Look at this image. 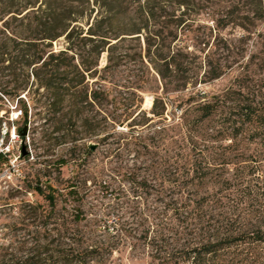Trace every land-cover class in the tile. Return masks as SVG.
<instances>
[{"label":"trees","instance_id":"1","mask_svg":"<svg viewBox=\"0 0 264 264\" xmlns=\"http://www.w3.org/2000/svg\"><path fill=\"white\" fill-rule=\"evenodd\" d=\"M205 9L212 24L198 25ZM263 25L264 0H0V89L10 94L11 84L19 120L25 125L42 99L57 122L67 104L79 113L90 104L91 76L94 109L107 124H125L143 158L124 175L117 216L97 220L94 245L75 232L78 216L54 215L59 189L36 185L50 208L44 229L36 226V248L11 264L101 263L123 248L141 264H264ZM229 26L243 42L256 35L261 49L247 62L244 49L219 45ZM235 65L221 93L198 89ZM32 86L45 94L31 96ZM123 90L138 103L121 98ZM148 92L153 102L143 110Z\"/></svg>","mask_w":264,"mask_h":264},{"label":"rangeland","instance_id":"2","mask_svg":"<svg viewBox=\"0 0 264 264\" xmlns=\"http://www.w3.org/2000/svg\"><path fill=\"white\" fill-rule=\"evenodd\" d=\"M98 9L97 6L94 15ZM209 13V9L199 12L196 18L198 25L212 24ZM263 27L264 25L260 29H264ZM242 37L243 31L240 28L229 26L222 30L221 38L224 40L220 41L219 45L225 48L224 43L228 41L235 48V53L244 49L243 54L247 62L251 54L260 51L261 46L256 42V35L246 42H243ZM62 43V40L53 43V48L62 47ZM227 53L223 52L220 59L223 60ZM235 53L231 54L233 56L229 61H236ZM105 62L106 55L103 54L99 67H103ZM4 64L7 65L8 62ZM236 66L221 78L199 85L198 89L210 95L221 93L232 85L238 75L239 68ZM125 79V74H118L115 80L124 83ZM85 82L90 104H86L79 113L70 109L68 104L65 105L61 114L62 122L54 119L47 104L42 105V99L35 110L29 109L24 125L22 119L14 118V114H18L19 110H14L16 98L9 89L11 84L6 88L10 94H4L0 89V139L5 131L4 126L10 130L14 126L16 136L17 127L26 126L25 136L29 138L35 158V161L21 160V172L18 175L15 174L10 179L0 177V264H11L20 257L22 251L36 248L34 229L36 226L40 230L44 229L43 215L50 209L47 202L33 191L36 185L44 189L45 184L51 183L59 189L60 196L54 215L71 218L78 216L80 222L74 224L77 227H74L75 232L82 233L85 240H89L93 245L97 220L106 214L113 219L118 214L123 199L118 189L122 187V190H128L124 175L143 158H137L128 144L125 124H107L94 109V102L90 101V93L94 91V77L87 76ZM150 86L156 89L157 83L153 82ZM112 90L113 96H118V90L114 87ZM36 92L45 94L43 89L37 91L35 86H32L31 96ZM120 93L121 98L129 99L128 102L131 101L134 105L139 101L137 96L129 95L128 91L123 90ZM22 96L23 94L20 97ZM141 97V109L149 110L153 102L151 92L142 94ZM107 109L112 113L114 106H108ZM70 117L77 120L75 126L68 123ZM9 136L10 134L5 135L4 141L8 140ZM20 139L21 136L14 144L11 155L17 154L16 146L19 145ZM90 144H95L96 148L90 149ZM1 167L0 163V169ZM69 190L73 193L66 195ZM46 227L48 229L50 226ZM132 255L141 258L123 248L101 263L94 262L93 258L91 264H141Z\"/></svg>","mask_w":264,"mask_h":264},{"label":"built area","instance_id":"3","mask_svg":"<svg viewBox=\"0 0 264 264\" xmlns=\"http://www.w3.org/2000/svg\"><path fill=\"white\" fill-rule=\"evenodd\" d=\"M14 115H15L14 118L17 120L20 116V112ZM4 130L5 131L3 132V137L0 139V163L2 164V167L0 169L1 171L0 177L10 179L11 176L15 174L18 175V173L21 172L20 169L21 160H26V161L32 160L33 155H32V150L30 147L28 136H21L19 145L16 146L17 154L11 155L12 152L14 151V144L18 142L19 135L18 136L15 135L14 126H12V130L4 126ZM8 134H10L9 139L8 140L6 139L4 141V136ZM22 145L26 146L27 154L25 156H22L21 154Z\"/></svg>","mask_w":264,"mask_h":264},{"label":"water","instance_id":"4","mask_svg":"<svg viewBox=\"0 0 264 264\" xmlns=\"http://www.w3.org/2000/svg\"><path fill=\"white\" fill-rule=\"evenodd\" d=\"M26 131H27V127L24 126L22 128V131H21V136H25L26 135ZM90 149L94 150L96 148V145L94 144H90L89 145ZM21 154L22 156H25L27 154V151H26V146L25 145H22V148H21Z\"/></svg>","mask_w":264,"mask_h":264}]
</instances>
